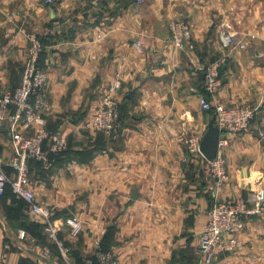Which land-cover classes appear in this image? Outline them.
<instances>
[{"label": "crops", "instance_id": "0c3cea01", "mask_svg": "<svg viewBox=\"0 0 264 264\" xmlns=\"http://www.w3.org/2000/svg\"><path fill=\"white\" fill-rule=\"evenodd\" d=\"M52 1L0 0V95L20 87L36 35L48 72L45 126L67 137L69 148L49 168L30 163L31 182L57 224L73 215L82 220L78 236L67 226L59 234L71 262L92 264L108 251L124 264H201L199 236L210 206L264 188V1ZM175 20L192 28L183 47L171 40ZM222 33L239 34L245 46H225ZM219 59L222 84L211 96L203 70ZM110 90L122 117L115 138L88 127ZM200 95L256 110L245 134H225L227 180L218 193L205 180L204 160L186 144L203 138L214 116L201 108ZM9 127L0 126L6 162L15 156ZM21 219L29 229L14 225L0 196V264H63L46 223L26 205ZM20 230L30 237L27 246ZM239 239L238 249L218 250L212 264H264V215L249 218Z\"/></svg>", "mask_w": 264, "mask_h": 264}, {"label": "built area", "instance_id": "2783aa9c", "mask_svg": "<svg viewBox=\"0 0 264 264\" xmlns=\"http://www.w3.org/2000/svg\"><path fill=\"white\" fill-rule=\"evenodd\" d=\"M142 3L144 0H136ZM261 2L264 0H253ZM48 3H53L48 0ZM171 40L177 47H183L191 41L193 33L188 22L175 20L170 24ZM30 55L23 69L22 82L13 92L0 95V126L7 121L12 134L15 156L6 162L0 156V196L6 188L11 187L13 193L23 199L29 212L41 218L46 223L50 237L54 240L63 258V264H74L70 259V249L59 238L64 226H67L73 236H78L84 224L73 215L63 223L57 224L52 219L53 211L39 203L31 182L30 161L43 162L49 168L52 157L66 152L69 139L61 134H51L46 126V118L51 111L48 97V72L39 66L43 45L36 35L30 36ZM225 46L235 45L244 47V39L239 34H221ZM223 59L215 60L205 66L203 87L205 92L214 96L220 89L221 66ZM196 91V89H193ZM115 90L108 91L102 103L93 114L88 127L96 132L113 138L122 131L120 102ZM206 95H200V105L204 111L214 112L216 125L222 131L216 157L207 159L201 152L202 138L193 136L186 140L188 151L194 157L204 160L203 173L206 181L211 184V191L217 193L227 180L226 150L229 139L225 134H245L255 117L256 110L250 104L221 105L214 104ZM35 125L33 135L26 131ZM10 169V170H8ZM264 215V188L254 190L249 198H227L216 200L209 208L208 221L199 236V251L201 264H212L215 253L222 249L232 252L241 246L240 232L245 228L247 220L253 216ZM19 236L26 237V231L20 230ZM45 255L51 253L46 246L41 248ZM92 264H124L114 253L101 252Z\"/></svg>", "mask_w": 264, "mask_h": 264}, {"label": "trees", "instance_id": "16d2710c", "mask_svg": "<svg viewBox=\"0 0 264 264\" xmlns=\"http://www.w3.org/2000/svg\"><path fill=\"white\" fill-rule=\"evenodd\" d=\"M42 56H43V53L40 56V60H41ZM40 60H39V66L42 67ZM211 112L214 113L213 111H211ZM55 157H57V156H55ZM32 162H37V161H30L31 164H32ZM1 198H2V201L5 204V207H6V210H7V213H8V218L14 223V225L29 229L24 222H21L22 219L20 220L22 209L25 207V205L27 206L26 202L23 199L17 197L13 193L11 187H9V186L6 188L5 194L3 196H1ZM7 198H11L12 199V204L14 206L11 205V207H9L6 204L7 203ZM31 225H34V224H31Z\"/></svg>", "mask_w": 264, "mask_h": 264}, {"label": "water", "instance_id": "95a60500", "mask_svg": "<svg viewBox=\"0 0 264 264\" xmlns=\"http://www.w3.org/2000/svg\"><path fill=\"white\" fill-rule=\"evenodd\" d=\"M215 121H216V117L214 115L201 141V152L207 159H213L216 157L218 146H219V141L221 138L222 131L216 125Z\"/></svg>", "mask_w": 264, "mask_h": 264}, {"label": "rangeland", "instance_id": "374dc122", "mask_svg": "<svg viewBox=\"0 0 264 264\" xmlns=\"http://www.w3.org/2000/svg\"><path fill=\"white\" fill-rule=\"evenodd\" d=\"M47 1H48V0H47ZM52 2H53V1H52ZM143 2H144V1H143ZM94 3H97L96 0H95ZM204 177H205V176H204ZM205 180H206V179H205ZM32 227L35 229L36 225H35V226L32 225ZM28 238H30V237H29L27 231H26V237H25V239H24V238H21V237L19 236V240H20V242H22L23 244L26 243V246H27V243H28V241H27ZM34 242H35V241H34ZM35 245H36V244H35ZM31 247H32V248H36V247H38V246H33V245H31ZM22 248H23V247H22ZM29 249H31V248H30V247H28V249L26 248V251L28 252ZM33 258H34V260L36 259L37 262H39V263L42 262V259H39L37 256H34ZM61 259H62V261H63V258H62V257H61ZM46 264H47V263H46Z\"/></svg>", "mask_w": 264, "mask_h": 264}]
</instances>
